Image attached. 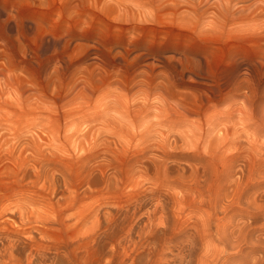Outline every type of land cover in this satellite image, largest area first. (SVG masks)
<instances>
[{"label": "rangeland", "instance_id": "rangeland-1", "mask_svg": "<svg viewBox=\"0 0 264 264\" xmlns=\"http://www.w3.org/2000/svg\"><path fill=\"white\" fill-rule=\"evenodd\" d=\"M86 157L90 199H36L53 180L71 192ZM263 182L264 0H0V212L62 216L67 237L87 208L145 196L117 235L148 236L168 212L205 258L242 225L264 238ZM243 248L218 264L258 257Z\"/></svg>", "mask_w": 264, "mask_h": 264}, {"label": "bare ground", "instance_id": "bare-ground-1", "mask_svg": "<svg viewBox=\"0 0 264 264\" xmlns=\"http://www.w3.org/2000/svg\"><path fill=\"white\" fill-rule=\"evenodd\" d=\"M75 164L82 165L83 168L82 173L75 174L71 192L68 191L63 180L62 185L58 187L53 180L49 194L36 199L41 203L50 204L53 197L56 198L58 204L61 203L60 205H67L69 201L72 204H84L86 200L90 199V158H78ZM64 177H66L65 172L62 175L63 179H65ZM33 198L35 199L34 196L31 197V199ZM162 198L167 202L170 199L165 195L161 196V201ZM160 199L157 198V202H160ZM147 201L145 196H137L126 207L108 210L105 209V203H101L94 209L87 208L85 213L75 222V227L83 228L84 231L67 237L53 235L57 234L58 230H67L71 225L62 216L55 220L46 219L37 225L28 226L22 215L18 213L19 210L18 212L15 210V212L13 207L8 210L3 207L6 212L1 211L2 215L0 216V221L2 220L0 223V264H218L219 253H225L231 249L235 251L232 252V255H235L241 253L247 244L251 248V252H255L258 257L251 259L246 264H264V238L256 237L252 240L249 235L251 230L249 231L248 226H245L246 224L237 227L234 231H229V227L225 226L224 228L227 232L229 231L232 237L227 235L222 238L219 237L218 243L221 244V249L217 248L219 253H206L204 254L205 258L194 255L197 247L201 243H206V239L189 235L193 234L189 232L185 234L172 232L173 225H169L168 212L163 211L160 217L161 224L166 225L165 228H156L152 234L144 237L118 236L117 232L124 230L131 222L130 220L135 219L136 214L147 207ZM232 205L233 203H227L221 209L223 212H227L226 210ZM160 209L163 210L162 207ZM263 209L264 207L260 211ZM91 212H93L94 217L99 219V228L94 233L86 227ZM106 214H109L110 220L106 218ZM144 215L147 221L152 220L147 213ZM209 220L210 218H206L202 222L206 225ZM141 221L135 222V229L138 228L137 224ZM80 225L81 227H79ZM167 230L172 233L165 235ZM239 264H244V261Z\"/></svg>", "mask_w": 264, "mask_h": 264}]
</instances>
